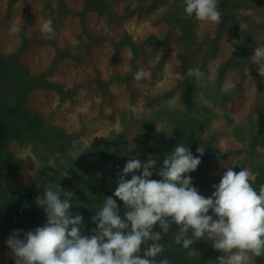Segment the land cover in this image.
Returning <instances> with one entry per match:
<instances>
[{"label":"rangeland","instance_id":"374dc122","mask_svg":"<svg viewBox=\"0 0 264 264\" xmlns=\"http://www.w3.org/2000/svg\"><path fill=\"white\" fill-rule=\"evenodd\" d=\"M64 1L66 11L57 12L56 0L53 11L46 7V0H14L12 5L0 0V52L22 50L19 61L29 73H45L61 88L39 87L27 93L26 105L37 118L32 135L27 134L32 127L21 114L23 105L11 103L4 109L12 136L0 155V264H15L6 244L10 233L32 226V219L16 208L10 186L31 183L48 166L57 170H49L40 179L34 202L49 183L71 190L70 210L82 215L85 235L96 227L94 222L88 227L91 217L108 196L96 183L82 180L100 177L115 191L117 173L129 159L146 161L151 156L158 169L175 144L188 147L191 139L202 142L188 147L193 155H199V147L204 154L188 175L205 198L211 196L212 185L219 183L226 168L236 172L247 168L256 174L253 186L264 185V134L257 131L264 89H257L249 65L255 47L264 45V0H229L238 29L230 19L221 18L215 24L190 17V40L180 28L162 21L178 5L174 0H143L145 6L154 5L130 14L125 12L130 0L117 4L111 0L123 16L109 22L96 12L80 18L82 0ZM49 20L54 29L50 38L41 31L42 23ZM86 30L98 37L89 41ZM152 34L159 38L150 39ZM127 38L139 43L137 48ZM182 56L188 69L199 68L204 74L199 81L193 78L196 86L190 109L180 102ZM139 70L145 74L141 81L133 76ZM6 83L0 75V93L7 94ZM75 173L82 180H70ZM151 179L162 178L153 171ZM115 199L123 218L124 204ZM37 208L40 227L46 215L42 207ZM153 230L161 231L159 243H167L168 250L177 254H171L176 264H216L218 250L211 242L195 241L191 247L198 255L189 257L188 250L174 241L175 224L167 234L158 225ZM147 246L141 245L140 255ZM249 264H264V255L250 258Z\"/></svg>","mask_w":264,"mask_h":264},{"label":"clouds","instance_id":"9594fccd","mask_svg":"<svg viewBox=\"0 0 264 264\" xmlns=\"http://www.w3.org/2000/svg\"><path fill=\"white\" fill-rule=\"evenodd\" d=\"M183 2L187 16L221 22L218 0ZM41 31L50 38L52 22H43ZM250 59L264 76V45L255 47ZM187 74L197 81L204 75L199 68H190ZM133 76L137 81L145 78L143 70ZM197 152L194 156L184 144H177L158 169L151 156L146 161L129 159L117 173L113 195L91 217L96 225L91 235L83 234L82 215L70 210L73 192L49 183L35 200L44 210L45 224L34 230H13L6 240L9 256L15 264H170L167 258L156 259L164 245L159 243L161 231L153 227L158 225L167 234L175 224L174 241L188 250L189 257L198 255L191 246L202 238L223 253L219 264H249L250 258L264 255V185L257 192L256 174L247 168L239 172L226 168L219 183L212 185L211 196L205 198L188 175L201 163L204 148ZM153 171L162 179H151ZM113 196L124 204L123 218ZM142 244L148 246L140 255Z\"/></svg>","mask_w":264,"mask_h":264},{"label":"trees","instance_id":"16d2710c","mask_svg":"<svg viewBox=\"0 0 264 264\" xmlns=\"http://www.w3.org/2000/svg\"><path fill=\"white\" fill-rule=\"evenodd\" d=\"M14 0H9V5H12V2ZM59 3V10L57 12H65V1L64 0H56ZM137 3L133 5L132 1H128L125 12L127 14L134 13L137 10L141 11L144 7L145 9L149 10L151 9V6L154 5L152 2H149L146 6L144 3H142L143 0H136ZM147 1V0H146ZM178 2V5L173 10L168 13L167 15L162 16V21H165L169 24V26L174 28H180L184 33H186L188 39L190 40L193 36V25L190 21V17L186 15L184 12V2L183 0H174ZM118 0H115V3L117 4ZM55 3V0H46V7H48L51 11L54 10L53 4ZM82 9L77 12V14L80 16V18H83V16L88 12H96L99 14L104 15V19L106 22L111 21L113 18L120 19L123 15L119 14L117 11H119V8L117 10L113 8V6H116L112 3L111 0H82ZM230 1L229 0H218V9L221 12V18L222 20L230 19L232 20L235 28L238 29V21L236 20L234 12L230 10ZM86 36L87 39L92 40L97 38L98 36L87 31L86 30ZM158 36L152 34L150 35V39H157ZM129 40V38H127ZM129 44L133 46L134 48H137L136 41L129 40ZM122 45V42H119L118 47ZM117 46V45H116ZM22 51V50H21ZM20 49L16 53H10V54H3L0 52V59H4L5 63L0 64V75L3 81H7L9 83L5 84L4 89L7 94L0 93V97H3L0 99V155L3 153L8 140L12 136V130L10 127V123L7 121L6 116L3 114L4 109H8L10 104H18L23 105L21 114L24 116L26 122L31 125V133L27 134H34L37 131V118L33 116L32 111L29 109V107L26 105L27 101V93L34 89L39 87H47V88H56L59 91L61 90L60 86L55 84L52 81H49L45 77V73H39V74H31L29 73L25 67L20 63L19 56L21 53ZM60 56V55H59ZM55 59V58H54ZM13 62V64L11 63ZM54 63L56 61L54 60ZM250 65V73L254 77L256 81V87L259 91H262L264 89V82L263 79L258 71V68L253 65V63H249ZM188 66H187V60L185 56H182V74H183V87L181 89L180 93V102L181 104L186 108L190 109L194 104V90H195V81L192 77L188 76ZM28 110L30 112V115L28 113ZM257 131L259 134H264V111L258 110L257 112ZM200 139H191L188 142V147H195V146H201L202 142H200ZM177 144H175L176 146ZM174 146V148H175ZM56 171L57 169L48 166L39 172L35 179L27 184V185H21V186H13L10 188L12 189V192L14 194V203L16 208L27 214L32 219V226L31 230H34L36 227H38L39 224V212L36 203L34 202V191L36 190V186L40 179L47 174V172ZM70 180L73 181H80L82 180V175L75 173L72 176H70ZM84 183L89 184V182L96 183L99 191L107 196H112L114 191L110 190L106 186V181L103 178L97 177L94 180L88 181V180H82ZM256 190L257 187L254 186ZM115 199V197L113 196ZM93 221L91 220L90 225H92ZM169 233V232H168ZM166 236V235H164ZM210 242V241H208ZM211 244V243H210ZM182 255V251L180 252ZM171 254H176L175 252H171L168 250V245L166 243V246L164 245V252L160 257H157L156 259L159 260L161 258H167L170 261V264H176V259H171ZM177 255V254H176ZM223 253L218 250L217 256H216V264H219V257L222 256ZM181 258V257H180Z\"/></svg>","mask_w":264,"mask_h":264},{"label":"bare ground","instance_id":"6f19581e","mask_svg":"<svg viewBox=\"0 0 264 264\" xmlns=\"http://www.w3.org/2000/svg\"><path fill=\"white\" fill-rule=\"evenodd\" d=\"M155 158V157H154Z\"/></svg>","mask_w":264,"mask_h":264}]
</instances>
